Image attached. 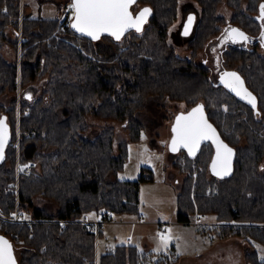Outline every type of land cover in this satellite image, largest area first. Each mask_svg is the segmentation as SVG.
I'll use <instances>...</instances> for the list:
<instances>
[{
	"label": "trees",
	"instance_id": "obj_1",
	"mask_svg": "<svg viewBox=\"0 0 264 264\" xmlns=\"http://www.w3.org/2000/svg\"><path fill=\"white\" fill-rule=\"evenodd\" d=\"M196 1L201 7L198 24L187 37L194 53L218 32L217 23L224 18L218 8L225 0ZM226 1L237 13L247 14L238 18L241 25L249 30L257 27L251 22L264 0H249L247 12L242 8L246 0ZM179 2L138 0L135 6L152 7L147 26L126 33L120 40L108 33L93 40L73 29L71 23L60 25L66 3L55 17H25L21 23L20 0H0V42L7 39L11 25L20 34L21 24L24 49L20 63L8 60L0 50V96L16 92L18 78L26 87L47 77L41 94H28L20 115L21 157L37 162L32 172L21 176L20 199L28 216L37 221L4 222L0 229V235L9 238L15 250H21L18 264H178L174 252L155 256L132 244H118L98 259L97 238L103 227L97 237L83 223L64 226L58 221L92 211L101 213L105 208L116 213L139 212L140 180L116 176L128 156L127 141L120 142L118 150L110 125L90 136L88 117L122 121L132 141H137L145 127L139 113L154 97L186 102L188 110L202 104L223 139L236 150L232 173L213 179L206 173L211 171L215 154L213 142L204 143L196 156L189 155L185 148L180 150L186 155L187 170L193 162L203 164L204 170L195 183L192 175L184 180L178 194V221L190 222L196 212L214 214L221 223L213 227L215 233L219 237H241L246 243L247 264H264L258 251L251 249L254 242L264 245V120L254 119L252 113L247 118L243 108L233 105L225 110L223 96L211 83L205 67L176 54L168 39ZM184 8L197 10L187 4ZM56 31L59 38L54 35ZM18 37L13 40L16 48ZM16 108V101L8 108L0 100V119L6 117L12 140ZM207 144H211V150ZM15 147L13 142L8 145L6 159L0 163V210L4 214L16 206L15 195L6 190L16 179ZM181 162L177 160V167Z\"/></svg>",
	"mask_w": 264,
	"mask_h": 264
},
{
	"label": "rangeland",
	"instance_id": "obj_2",
	"mask_svg": "<svg viewBox=\"0 0 264 264\" xmlns=\"http://www.w3.org/2000/svg\"><path fill=\"white\" fill-rule=\"evenodd\" d=\"M242 4V8L248 9L247 2ZM261 0H258L260 2ZM20 19L21 23L25 17H55L61 13V7L66 3V10H70L69 6L72 0H20ZM196 7V11L200 12V5L196 0H180L177 17L169 28L168 41L174 45L176 54L187 58L194 59L198 63H202L201 49L206 43L195 52L191 45V40L181 35V29L184 20L190 9L186 11L185 5ZM148 8L150 12L145 17L141 29L149 24L148 18L152 14V7L149 5L139 4L134 5L135 16L142 9ZM236 8L230 6L227 1L220 3L218 13L224 17L222 20H231L232 23L241 25L242 19H238L247 14H239ZM258 13V10L255 14ZM63 18V17H62ZM61 18V20H62ZM73 18L71 11L70 20H60V25L67 26ZM64 20V19H63ZM220 20V21H222ZM222 21V22H223ZM222 23H217V27ZM259 29V28H258ZM18 37L19 43L16 48L13 40ZM16 33L14 25L7 28V39L1 40V53L10 61H19L23 55L21 35L22 25L20 24V34ZM58 38L60 35L56 31L54 33ZM235 60L232 66H236ZM47 83V77L39 78L32 86L22 87L21 78H18V88L16 92H6L0 96V100L9 108L16 101L17 104V122L16 134L12 142L18 143L16 158V176L17 167L24 160L21 157V129L20 115L24 100L28 97L26 94L33 92L41 94ZM222 94V107L229 110V106L243 108L237 106L229 94L221 88H218ZM190 107L183 101L164 100L160 101L154 97L148 102L139 116L145 124L141 136L137 141H132L130 132L127 126L122 121L106 120L90 115L88 122L90 123L89 135H96L105 126H113L115 130L114 144L119 150V143L127 141L128 156L125 164L120 172L116 175L119 179H138L140 180V206L138 213H116L113 211L112 221L103 225V233L97 238L98 249L97 257L108 251L110 248H115L118 244L136 245L141 251L152 252L155 256L160 253H173V259L179 258L178 264H247L245 256V241L237 236L231 235L228 237H219L213 230V227L220 225L217 222L216 215L204 214L196 212L190 222H179V200L178 194L181 190L184 180L187 175H192V182L195 183L201 172L204 170V165L199 162H193L191 170H187L188 161L186 155L181 151L173 152L171 150V141L173 138L172 128L175 124L176 117L188 110ZM29 111V109H26ZM264 113V112H263ZM264 119V115H263ZM246 141L242 142L244 145ZM211 150V144H207ZM181 150V149H180ZM182 161L180 167H177V160ZM264 167V159L261 163ZM191 171V172H190ZM207 177L213 179L219 177L214 175L210 170L206 171ZM20 175L19 180H21ZM144 176L143 178H141ZM7 190V189H6ZM106 208L97 213L96 211L89 212L91 218H99ZM27 213V211H26ZM202 214V224H197V218ZM28 215V213H27ZM161 236L169 237L167 246L160 239ZM14 237V234H13ZM18 238V237H16ZM254 248L259 253L260 258L264 259V245L254 242ZM15 255L17 260L21 258V250L16 249ZM157 258V257H155ZM16 264H18L16 262ZM155 264V262H151Z\"/></svg>",
	"mask_w": 264,
	"mask_h": 264
},
{
	"label": "snow or ice",
	"instance_id": "obj_3",
	"mask_svg": "<svg viewBox=\"0 0 264 264\" xmlns=\"http://www.w3.org/2000/svg\"><path fill=\"white\" fill-rule=\"evenodd\" d=\"M134 2L135 0H73L69 6L73 12L74 21L71 27L93 40L99 39L101 33H108L116 40H120L121 36L129 29L134 28L139 32L145 17L150 12V9L144 8L137 16L133 17L129 9ZM261 13L264 15V5H261ZM191 19L189 17V23H191ZM231 31L247 39L238 30L232 29ZM225 77L231 79L226 80ZM221 82L237 96L246 98L248 103L255 107V97L243 89V82L235 73H225L221 77ZM172 132L174 134L171 141L173 152L183 147L188 150L189 155H195L202 141L211 140L216 145V157L211 165L213 174L228 175L230 173L232 149L219 140L215 129L204 117L202 106H197L187 115H178ZM7 138V125L4 119H0V159H3V149ZM160 239L167 246L169 237L161 236ZM0 264H15L11 244L3 238H0Z\"/></svg>",
	"mask_w": 264,
	"mask_h": 264
},
{
	"label": "flooded vegetation",
	"instance_id": "obj_4",
	"mask_svg": "<svg viewBox=\"0 0 264 264\" xmlns=\"http://www.w3.org/2000/svg\"><path fill=\"white\" fill-rule=\"evenodd\" d=\"M264 5V4H263ZM194 19L193 28L189 35L184 34V27L188 18ZM257 27L255 29H246L239 23H232L231 20L219 21L222 23L218 26V32L213 34L207 41L203 49H201L202 66L205 67L211 83L217 88H221L229 94V97L236 102L237 106H243L245 117L248 118L249 113L253 114L254 119L264 120L261 105L264 91V68L258 69V66H264V15L261 13V4L259 12L254 15ZM198 11H190L183 23L181 35L183 37L190 36L196 25L198 24ZM232 26H239L248 32V40L239 41L231 32ZM227 30V31H226ZM235 60L236 66H232ZM237 72L243 78L247 88L254 94L256 101L255 107L248 101L241 99L229 88L225 87L221 82V77L225 73ZM225 79H231L225 77Z\"/></svg>",
	"mask_w": 264,
	"mask_h": 264
},
{
	"label": "built area",
	"instance_id": "obj_5",
	"mask_svg": "<svg viewBox=\"0 0 264 264\" xmlns=\"http://www.w3.org/2000/svg\"><path fill=\"white\" fill-rule=\"evenodd\" d=\"M62 21L70 20L71 18V10H65ZM64 19V20H63ZM73 19V18H72ZM71 19V21H72ZM70 21V23H71ZM63 24V23H62ZM30 110H26V114H29ZM14 146H17L18 143H14ZM37 166V162L34 160H27L21 162L17 167V176L14 181H12L7 187V191L13 193L16 197V206L15 208L9 213L4 214L0 210V229L2 227V224L4 222H13V223H28V222H34L37 221L36 218L29 217L26 213L25 208L21 205V199H20V175L24 173H29L34 170V168ZM200 217L197 218V221L195 223L202 224L204 222H201L202 214H199ZM113 212L111 210H105L102 212L101 217L99 218H91L87 213L79 218H71V219H60L58 220L61 222L64 226L71 222H79L87 225L92 231H94L98 237L100 228L103 227L105 223H108L112 221ZM16 237V236H15Z\"/></svg>",
	"mask_w": 264,
	"mask_h": 264
},
{
	"label": "water",
	"instance_id": "obj_6",
	"mask_svg": "<svg viewBox=\"0 0 264 264\" xmlns=\"http://www.w3.org/2000/svg\"><path fill=\"white\" fill-rule=\"evenodd\" d=\"M137 1H138V0H135V2L132 4V6H131L130 9H129L130 12H131V14L133 15V17H135L134 5L137 3ZM72 2H73V0H72ZM263 4H264V3H261V5H263ZM190 17H191V15H190ZM191 18H192V17H191ZM73 22H74V21L72 20L71 24H72ZM193 22H194V19L192 18V19H191V23H189V18H188L187 23H186V25H185V27H184L185 30H188V29H189V31H186V32H187L186 35H189V34H190V32H191V30H192V28H193V24H194ZM232 29H236V30H238L239 33H243L244 36L247 37V39H244V38L240 37L239 35H237V34H235V33H232V34H233V35H234L239 41L248 40L249 35H248V32H247L246 30H244L243 28H241V27H239V26H232V27H231V30H232ZM132 30H135V29H134V28L129 29V30L126 31L123 35H125L126 33L130 32V31H132ZM231 32H232V31H231ZM79 33H80V32H79ZM80 34H83V33H80ZM102 34H104V33H101V35H102ZM184 34H185V33H184ZM101 35H100V36H101ZM123 35H122V36H123ZM122 36H121V37H122ZM230 73H235V74L240 78V80L243 82V84H242L243 89H246L247 92L251 93L252 97H255L254 94H253V93L247 88V86H246V84H245L243 78H241L237 72H230ZM229 89H230V88H229ZM231 91H232V90H231ZM232 92H233V91H232ZM234 93H235V92H234ZM235 94H236V93H235ZM27 96H28V94H27ZM238 97L241 98V96H238ZM241 99L247 101L246 98H241ZM255 101H256V98H255ZM197 106H202L204 117L207 119V122H208V123H209V124L215 129V131H216V133H217V135H218V137H219V140L222 141L223 144L227 145L228 148L232 149V156H231V171H230V173H229L228 175H219V177L229 176V175L232 173V171H233L234 161H235V158H236V150H235L232 146H230V145H229V144L223 139V137L221 136V133H220V131L218 130V128H217V127H216V126L210 121V119L208 118L207 113H206V111H205L203 105H202V104L196 105V106L192 107L190 110L185 111V112H183V113H181V114H183V115H187L189 112H191L192 109L196 108ZM181 114H179V115H181ZM2 119L5 120V123H6V125H7L8 138H7V142L5 143V146H4V149H3V159H0V163H2V162L6 159V151H7L8 145L10 144V142H11V140H12L11 127H10V125H9V123H8V121H7V119H6V117H3ZM175 121H176V120H175ZM208 141H211V140H204V141H202L201 144H200V146H199V149L196 151L195 155H191V156H196V155L199 153V151H200L202 145H203L204 143L208 142ZM211 142H212V141H211ZM213 144H214V143H213ZM214 146H215V154H214V158H215V157H216V145L214 144ZM182 148H183V147L179 148L178 151H180V149H182ZM185 149H186V148H185ZM186 150H187V149H186ZM187 151H188V150H187ZM214 158H213V159H214ZM211 165H212V164H211ZM211 172L213 173V171H212V167H211ZM0 238L6 239V240L11 244L12 252H13V258H14V260H15V264H16V262L18 263V260H17L16 255H15V248H14V245L12 244V241H11L9 238H6V237H4V236H2V235H0Z\"/></svg>",
	"mask_w": 264,
	"mask_h": 264
}]
</instances>
